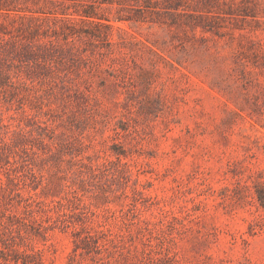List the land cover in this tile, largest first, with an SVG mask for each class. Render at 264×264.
Listing matches in <instances>:
<instances>
[{
  "label": "rangeland",
  "instance_id": "374dc122",
  "mask_svg": "<svg viewBox=\"0 0 264 264\" xmlns=\"http://www.w3.org/2000/svg\"><path fill=\"white\" fill-rule=\"evenodd\" d=\"M0 264H264V0H0Z\"/></svg>",
  "mask_w": 264,
  "mask_h": 264
}]
</instances>
